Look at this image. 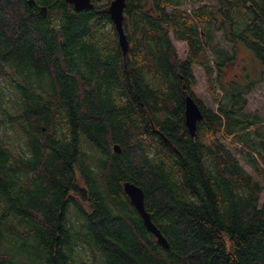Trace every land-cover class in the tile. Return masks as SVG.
Here are the masks:
<instances>
[{"label": "trees", "instance_id": "trees-1", "mask_svg": "<svg viewBox=\"0 0 264 264\" xmlns=\"http://www.w3.org/2000/svg\"><path fill=\"white\" fill-rule=\"evenodd\" d=\"M32 1L0 0V264H264V118L245 110L255 82H218L240 44L264 77V0H125V54L109 3ZM194 65L214 111L191 91ZM186 95L202 113L193 136Z\"/></svg>", "mask_w": 264, "mask_h": 264}, {"label": "rangeland", "instance_id": "rangeland-1", "mask_svg": "<svg viewBox=\"0 0 264 264\" xmlns=\"http://www.w3.org/2000/svg\"><path fill=\"white\" fill-rule=\"evenodd\" d=\"M109 1L110 0H100L98 2V5L108 4ZM196 5L198 4L192 5L188 3L184 4L183 7H186L189 10ZM220 34L221 31H218L215 34L214 44L223 48H227L231 51L230 45L220 39ZM171 40L177 52V56L180 59H184L187 54L186 43L184 41L175 40L174 38H171ZM234 54L236 56V59L231 64V66L225 70L224 75L220 77V80L218 82L221 84H225L227 81L230 80H238L242 83H246V81L248 80L254 81L255 83L253 90L246 95L247 103L245 106V110L264 118V77H260V64L253 57L251 52L246 49L242 44L235 48ZM192 73L194 76V81L191 85L192 93L194 94L196 99L201 101L205 108L214 111L216 109V104L211 98L210 90L204 71L200 66L194 65L192 66ZM246 76L247 78H245ZM219 83L217 84V86H219ZM220 140L231 151L232 155L238 159L243 169H245L248 173L256 177L254 172L251 170L250 166L245 163V161L240 156L238 152L239 146L233 145L231 143L230 138H220ZM257 179L260 180L259 178ZM260 181L264 183V181Z\"/></svg>", "mask_w": 264, "mask_h": 264}, {"label": "water", "instance_id": "water-1", "mask_svg": "<svg viewBox=\"0 0 264 264\" xmlns=\"http://www.w3.org/2000/svg\"><path fill=\"white\" fill-rule=\"evenodd\" d=\"M66 1L73 6L75 11H81L92 9L94 7V3L99 2L100 0ZM28 3L31 5L33 1L28 0ZM124 7L125 0H110L106 9V12L110 17L114 30L117 34V41L122 54H125L128 49V42L123 31ZM42 9L44 10V7ZM184 102V123L188 132L193 136L195 134L196 122L202 118V113L198 104L190 95L185 96ZM113 149L115 151H119V147L117 145H114ZM122 187L130 203L141 217L144 227L156 237L158 244L164 248H168L169 244L165 236L152 222L149 212H147L145 209L144 192L142 188L129 181L123 182Z\"/></svg>", "mask_w": 264, "mask_h": 264}]
</instances>
